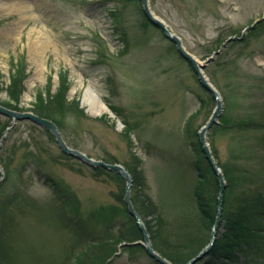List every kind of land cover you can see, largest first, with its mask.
Masks as SVG:
<instances>
[{"label": "rangeland", "instance_id": "obj_1", "mask_svg": "<svg viewBox=\"0 0 264 264\" xmlns=\"http://www.w3.org/2000/svg\"><path fill=\"white\" fill-rule=\"evenodd\" d=\"M149 7L200 62L243 38L204 70L223 105L207 142L230 177L245 162L246 186L264 199V0H149ZM61 87L72 103L56 112L64 140L142 175L139 203L157 208L146 221L158 240L166 242L185 217H198L201 203L214 227L220 187L199 133L216 102L147 19L142 0H0V105L31 112L41 93ZM89 92L107 112L91 114ZM11 126L0 115V142ZM0 166V264H158L135 245L143 234L128 213L125 181L65 156L46 130L19 122ZM240 192L227 184L217 238ZM252 216V240L230 264H264V218Z\"/></svg>", "mask_w": 264, "mask_h": 264}, {"label": "trees", "instance_id": "obj_2", "mask_svg": "<svg viewBox=\"0 0 264 264\" xmlns=\"http://www.w3.org/2000/svg\"><path fill=\"white\" fill-rule=\"evenodd\" d=\"M19 85H21V81H19ZM16 84V81H15ZM12 87L9 89L12 91ZM68 88L59 89L55 94H52L51 91L46 93V98H43L42 93L40 94L39 104H35L34 108L31 110L32 113L36 114L37 116L48 119L53 121L61 130L60 124L56 121L57 114H62L63 111L69 109L72 106V103L69 101L67 97ZM25 92V89H21L20 92L18 91V97H12L13 101H17L21 94ZM44 95V93H43ZM4 107L13 109L14 107L11 105H4ZM47 105V106H45ZM53 112V113H52ZM219 167L222 169L227 184L229 187L231 185H235L236 188L241 190L239 193V197L236 201L237 208L235 211L227 215L225 218V228L226 232L222 237H218L214 247L212 248L208 257L211 256V260L206 261L204 259V264H230L232 260L235 258V254L238 253L239 249L241 248V243L246 244L252 240L251 232L252 230L247 227V224H250V221L256 222L257 217H253L250 219L248 216L249 214L253 213L255 216L260 218H264V199L262 193L258 191H254L252 194L249 191V187L246 185H251L250 178L251 174L247 168V164L244 162L241 167L237 168V175L236 179L234 176L230 177V174L225 168H222L220 164ZM241 165V164H240ZM239 165V166H240ZM96 170H103V169H96ZM104 171V170H103ZM129 171L133 179V187L137 184V193L135 197L132 198V203L135 206V209L142 217L147 230L151 234L153 246L155 250L160 253L164 258L169 260L173 264H187L191 259L195 258L208 244L211 239V228L213 224V218L209 214V211L205 207V203L200 204V214L198 217H185L183 220V224L179 225L178 227L174 228L171 232H168L169 237L167 241L158 240L159 236L158 231L156 230L155 226L153 225V229L148 224L146 219L148 216H157V208L148 201L142 207L139 203V198L141 195V187L146 186L145 181L141 174L135 171ZM113 174V173H111ZM215 174V173H214ZM115 175V174H113ZM138 175V176H137ZM117 176V175H115ZM140 176V177H139ZM121 178V177H120ZM216 181H219L216 175ZM140 186V187H139ZM255 192H257L255 194ZM133 193V191H132ZM257 200L258 201L257 203ZM136 201L139 203L138 207H136ZM200 202H202L200 200ZM260 203V205H259ZM256 204V205H255ZM259 205V206H257ZM146 209V210H144ZM256 224V223H255ZM139 229V228H138ZM205 230V231H204ZM140 231V230H139ZM140 234H142L140 232ZM202 238L205 240L202 243ZM228 240L227 243L224 244V241ZM131 242V241H129ZM135 242V241H134ZM202 243V244H200ZM161 244V247H160ZM200 246V247H199ZM199 247V248H198ZM202 261V262H203ZM86 264V263H85Z\"/></svg>", "mask_w": 264, "mask_h": 264}, {"label": "water", "instance_id": "obj_3", "mask_svg": "<svg viewBox=\"0 0 264 264\" xmlns=\"http://www.w3.org/2000/svg\"><path fill=\"white\" fill-rule=\"evenodd\" d=\"M143 4V11L146 15V17L149 19V21L157 26L166 36L168 40H170L172 43L175 44L179 54L192 65L195 74L197 75L202 87L206 89L214 98L216 102V109L210 118L209 122L201 129L199 133V140L203 148V152L212 168L214 173L217 175L219 179V185H220V192H219V198H218V215L216 219V223L214 227L212 228L211 232V240L207 247H205L195 258L191 259L187 264H196L200 261H202L205 257L209 255L212 248L214 247L217 239V231L219 230L221 218H222V211H223V198H224V192L227 188V183L225 180V176L222 172V170L219 168V166L216 164L212 152L210 151L209 145H208V133L213 128V126L219 124V118L221 116V113L223 111V105L222 100L220 97L219 92L212 86V84L208 81L207 77L204 74L205 68L213 61L216 60L218 56H220L223 51L228 47V45L232 42L236 41H242L243 38H230L228 41L224 43V45L220 48V50L212 57H210L205 62L198 61L194 56H192L190 53H188L185 48L183 47L181 40L179 37L174 35L167 29L164 22H162L160 19H158L152 12L149 7V0H142ZM258 23V22H257ZM256 23V24H257ZM254 26H252L250 29H253ZM249 30V29H248ZM0 115L8 118L11 120L12 126L9 127L5 134L3 135L1 142H0V151L3 149L4 142L7 140L9 134L12 132V130L16 127V125L19 122H30L46 131H48L56 141V144L60 151L68 157H72L82 164L88 166L92 169H103L109 173H113L117 176H120L125 182H126V194H125V204L127 205V210L129 215L135 219L136 224L140 230V232L143 234L144 241L138 242L135 245H140L144 248L148 256L156 261L159 264H172L170 261H168L166 258H164L162 255H160L153 247L152 241L150 239L148 230L139 215V213L135 210V207L131 201L132 196V188H133V180L131 177V174L122 166L119 164H109L104 161H98L95 159L90 158L85 153L71 148L66 141L64 140L62 133L59 129V127L51 120L41 118L37 116L36 114L32 112H25L20 113L13 110H10L2 105H0ZM0 172L3 173V170L0 166ZM3 182V178L0 180V185Z\"/></svg>", "mask_w": 264, "mask_h": 264}, {"label": "bare ground", "instance_id": "obj_4", "mask_svg": "<svg viewBox=\"0 0 264 264\" xmlns=\"http://www.w3.org/2000/svg\"><path fill=\"white\" fill-rule=\"evenodd\" d=\"M87 104L90 107V112L92 115H100L104 112H107L106 108L102 105V103L94 96L93 93L88 94Z\"/></svg>", "mask_w": 264, "mask_h": 264}]
</instances>
